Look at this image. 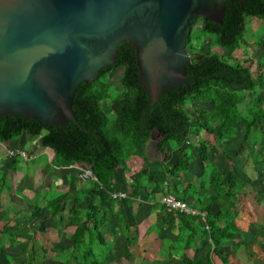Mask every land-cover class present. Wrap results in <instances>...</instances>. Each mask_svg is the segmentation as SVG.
<instances>
[{
	"label": "trees",
	"instance_id": "trees-1",
	"mask_svg": "<svg viewBox=\"0 0 264 264\" xmlns=\"http://www.w3.org/2000/svg\"><path fill=\"white\" fill-rule=\"evenodd\" d=\"M225 6L222 24L205 19L190 24L184 45L190 58L186 67L187 88H170L154 105H151L149 94L139 85L135 52L126 42L118 47L114 65L101 69L92 82H82L78 87L72 102L74 122L44 128L40 121L23 120L17 116L0 117V143L9 149H21L19 138L27 135L53 154L51 166H45L44 173L51 167L67 168L81 163L90 167L96 178L95 182H82L76 174H71L66 191H52L46 195L45 209L57 221L63 219L69 201L73 203L66 224L72 229L69 235L72 246L67 252L52 249L62 259L63 253H69L65 262L71 258L77 261L81 256L83 264H105L108 246L102 229L107 222H119L121 235H126L128 241L133 222L126 209L139 199L142 191L146 193L147 201L155 205L156 197L165 192L189 202L187 198L195 191L191 192L190 185L180 189V181L194 160L193 152L198 154L203 165L200 187L212 195L197 197L191 205L207 212L208 229L199 219L169 213L161 205L162 211L180 224L187 222L191 232L200 235L205 242L210 240L214 252H219L221 242L226 239V227L230 225L223 220L226 212L216 213L213 206L219 200L234 197L239 193L235 190L242 189L244 184L232 169H223L209 160L214 145L201 138L212 137L214 142L230 141L238 136L241 126H245L246 142L251 128L264 120L261 96L264 92V56L256 62L257 73H253L245 65L251 60L232 61L229 57L202 52L198 48L202 39L209 38L211 46L219 47L230 56L244 42L245 18L264 19V0L226 1ZM196 21H201V26L194 30ZM119 67L123 68L122 90L111 97L108 74ZM202 97H211L210 113L190 108ZM103 105L107 106L110 115ZM155 130L161 137L158 146L165 156L163 161H148L144 153V146ZM168 146L181 149L180 159L173 163L169 162ZM28 154L33 153L28 151ZM220 156V162L227 159L225 154ZM135 157L142 159L143 163L127 177L128 186L123 187L116 181L115 170L118 167L126 170L127 161ZM5 162V170L0 174V195L2 191L11 190L6 183L8 172L16 171L20 159L7 156ZM82 183L90 185L87 191L81 189ZM118 192H126V198L113 199L112 194ZM82 203L86 206L83 207ZM222 223L227 225L222 227ZM7 225L5 223L2 228ZM3 229L0 231V254L6 248L21 245L17 241L21 227Z\"/></svg>",
	"mask_w": 264,
	"mask_h": 264
},
{
	"label": "water",
	"instance_id": "water-1",
	"mask_svg": "<svg viewBox=\"0 0 264 264\" xmlns=\"http://www.w3.org/2000/svg\"><path fill=\"white\" fill-rule=\"evenodd\" d=\"M226 1L242 2L0 0V117L40 121L44 128L74 122L78 87L114 65L126 42L154 105L170 88H187L190 24H222ZM150 149L161 153L152 135L144 146L148 160Z\"/></svg>",
	"mask_w": 264,
	"mask_h": 264
},
{
	"label": "crops",
	"instance_id": "crops-1",
	"mask_svg": "<svg viewBox=\"0 0 264 264\" xmlns=\"http://www.w3.org/2000/svg\"><path fill=\"white\" fill-rule=\"evenodd\" d=\"M22 145L32 151L35 158L43 150L37 142H25ZM38 170L41 178H52L49 188L39 184V187L33 186L19 193L5 190L0 195V231L5 223L8 225L3 231L12 226L21 227L17 236L21 245L6 248L0 254V264H83L81 256L77 261L71 258L65 262L69 253H63L62 259L52 250L64 249L67 252L72 246L69 238L72 229L66 227L72 200L67 204L61 221L52 218L45 209L46 195L52 191H66L67 186L63 189H54L53 186L60 184L63 179H67L68 183L71 173L68 168L51 167L44 173V167L39 166ZM25 171L18 173L25 175ZM188 173L182 177L180 189L196 184L195 192L191 188L192 193L187 198L190 204H194L197 197H207L211 192L200 187L204 170L194 177ZM234 173L244 184L242 192L235 194L231 202H228L230 199L219 200L213 206L216 213L226 212H222L226 215L223 220L230 225L226 227V239L221 242L218 253L214 252L210 240L205 242L200 235L191 232L187 222L180 224L177 220L166 217L158 203L159 196L156 197V205L147 201V197H139L126 209L133 222L128 241L125 240L126 235H121L119 222H107L102 229L105 234L104 242L108 246L105 264H131L134 260H138V264H264V170H249L244 175ZM35 177L38 178L37 175ZM124 181L127 183V180ZM122 182L118 183L124 187ZM87 186L82 183L81 189L87 191ZM2 197L5 198L3 203ZM82 206L85 207V203ZM227 224L222 223L221 226ZM145 260L146 263H143Z\"/></svg>",
	"mask_w": 264,
	"mask_h": 264
},
{
	"label": "rangeland",
	"instance_id": "rangeland-1",
	"mask_svg": "<svg viewBox=\"0 0 264 264\" xmlns=\"http://www.w3.org/2000/svg\"><path fill=\"white\" fill-rule=\"evenodd\" d=\"M245 33L243 36V41L241 42L238 49L235 50L232 55L227 56L222 50H220L217 46H211L209 38L202 39L198 43V48L202 52H215L219 55L224 56L225 58H228L232 61H240L243 60H251L248 63H246V66H249L251 71L253 73H257L256 70V62L259 60V58L263 55L264 56V19H255L251 17L245 18ZM201 26V21H196V23L193 25V29L197 30ZM246 42V43H245ZM264 62V61H263ZM123 68L119 67L116 69H113L108 74V81L110 83V96H116L121 90L120 85V79L122 77ZM262 99H263V106L264 109V92L261 93ZM211 97L206 98H198L194 104L190 106L192 109H198L199 111H207L210 113L212 109L211 104ZM103 108L105 112L110 115V112L106 105H103ZM246 132L245 126H241L239 130L238 136L230 141H218L213 140L212 137H204L202 136L203 140L211 142V144L214 145L210 149L209 152V160L218 163L223 169L224 167H229L234 172L244 175L243 173L249 171V170H264V120L259 121L253 128H251L250 135L248 140L244 141V135ZM153 141H159L161 140L160 135L157 132L153 133ZM19 142L21 144H24L25 142L30 144V142H37L35 138H30L25 135L23 137L19 138ZM25 147L24 145H22ZM26 147H28L26 145ZM8 149V146L6 144L0 143V174L2 171L5 170L6 167V150ZM27 149V148H26ZM36 149V148H34ZM168 150V158L170 159L169 162L173 163L174 161L180 159V152L181 149L174 150L171 147H167ZM153 149H150L148 151L149 153V160L151 161L154 157L156 160L163 161L165 159V156L161 153H153ZM225 154L227 156V159L222 162H220V155ZM194 160L189 166L188 174L191 177H194L196 175H199L200 172L203 170L202 162L200 161L198 154L196 152L192 153ZM53 158V154L48 149H43L40 155L37 158H34V161H23L20 160L19 164L17 165L16 172H8V180L6 183L11 186V190L13 192H21L22 190H26L30 187H39V184L43 185V187L48 186V184L52 183V178H44L40 177V172L38 170L39 166H42L45 168V166L50 167V162ZM141 159L139 158H131L127 161V169L123 170L121 167H118L115 170L116 173V181L121 183L124 182V187L128 186V182L125 183L124 180L127 179L128 176H130L132 173L136 172L141 164ZM68 168V167H67ZM26 170L25 175H21L18 173L19 171ZM34 170V172H33ZM55 171V170H54ZM68 171L71 174H76L77 170L74 168H68ZM37 172V173H36ZM195 172V174H190ZM28 173V174H27ZM35 173V174H34ZM38 176L43 181L36 179L35 176ZM189 177V176H188ZM42 182V183H41ZM122 182V183H123ZM52 185V184H51ZM68 185L67 179H63L60 181V184H57L53 186V188L57 189H63ZM87 188L90 187L89 184H87ZM192 191H195L196 184H191ZM25 188V189H23ZM49 188V186H48ZM51 189V187H50ZM236 192H242V189H236ZM140 197L144 199L146 197V194L144 192L141 193ZM5 198L2 197V203L4 202ZM233 200V197L230 199L231 202ZM106 250L105 248H103ZM143 263H146L145 261H142ZM139 261L134 260L131 264H138Z\"/></svg>",
	"mask_w": 264,
	"mask_h": 264
},
{
	"label": "built area",
	"instance_id": "built-area-1",
	"mask_svg": "<svg viewBox=\"0 0 264 264\" xmlns=\"http://www.w3.org/2000/svg\"><path fill=\"white\" fill-rule=\"evenodd\" d=\"M188 144V142H187ZM7 156L12 157V156H17L18 158H21L25 161L29 159H34L35 154L29 155L28 154V149L26 148H15V149H7ZM69 169L74 168L77 170V177L82 181V182H95L96 178L94 177L90 167L78 163L75 165H71L68 167ZM126 192H118V193H113L112 198L113 199H124L126 198ZM159 203L162 205L165 209V211L169 213H179V214H184L186 216H189L191 218L199 219L203 224H205V228L208 229V226L206 224L207 221V212L199 210L195 207H193L189 202L185 200H180L178 199L175 195L165 192L159 197Z\"/></svg>",
	"mask_w": 264,
	"mask_h": 264
},
{
	"label": "flooded vegetation",
	"instance_id": "flooded-vegetation-1",
	"mask_svg": "<svg viewBox=\"0 0 264 264\" xmlns=\"http://www.w3.org/2000/svg\"><path fill=\"white\" fill-rule=\"evenodd\" d=\"M153 136V135H152Z\"/></svg>",
	"mask_w": 264,
	"mask_h": 264
}]
</instances>
